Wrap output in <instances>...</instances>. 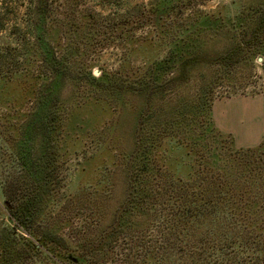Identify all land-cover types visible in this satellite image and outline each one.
I'll return each mask as SVG.
<instances>
[{
  "label": "rangeland",
  "instance_id": "rangeland-1",
  "mask_svg": "<svg viewBox=\"0 0 264 264\" xmlns=\"http://www.w3.org/2000/svg\"><path fill=\"white\" fill-rule=\"evenodd\" d=\"M3 1L0 261L9 251L4 264H52L37 244L62 240L73 256L82 241L109 238L118 264L126 256L131 264H159L202 252L224 235L220 225L231 228L233 246L212 253V264L248 255L241 245L264 235V158L246 152L264 133L259 86L230 96L217 89L207 115L210 98L196 94L202 68L193 80L178 75L187 83L178 90L168 76L153 81L147 72L172 44L162 29L179 16L177 8L143 15L155 0H75L74 7L51 0L43 41L60 59L57 76L34 54L30 0ZM260 3L208 0L199 9L222 7L230 19L236 7ZM228 39L214 41L220 47ZM142 185L155 197L140 211L134 198ZM160 241L171 247L159 249Z\"/></svg>",
  "mask_w": 264,
  "mask_h": 264
},
{
  "label": "trees",
  "instance_id": "trees-1",
  "mask_svg": "<svg viewBox=\"0 0 264 264\" xmlns=\"http://www.w3.org/2000/svg\"><path fill=\"white\" fill-rule=\"evenodd\" d=\"M50 1L30 0L32 5L31 10L28 9L30 17L28 31L35 40L34 54L38 55L52 70H55L57 76H60L61 72L58 71L60 70L58 69L60 59L53 55L50 48L43 41L46 30L45 19L53 14ZM194 1L195 7L187 10L179 7L183 5V0L176 2L175 0H168L163 4L155 0L149 6L146 5L142 8L141 13L143 15L152 13L158 16L171 8H177L176 11L179 14L170 25L162 29L163 33L172 37V44L168 47L166 56L154 64L155 68H151V71L147 72L146 75L149 76L152 73L153 81L160 78L165 79L168 76L169 86H173V89L178 90L187 84L184 83L183 85L177 82L178 75L189 74L188 79L193 80L197 76L195 73H200L196 70L202 68L201 70H204L203 73L206 74V78L199 80L201 83L198 84L197 88L199 89L196 94H200L206 99L210 98L206 105L207 115H209V106L213 94L220 90L221 93L230 96L243 93L250 86L254 88L259 86L257 88L262 95L264 120V4L240 5L236 7V12L229 19L221 14L222 7L218 11H205L199 9V4H204L208 0ZM3 2L4 5L0 9V30L5 29L6 20L8 21L7 16H9L6 1ZM71 4L74 7L76 5L75 0H71ZM159 6L163 8L162 12L160 9L157 10ZM71 9L73 10V8ZM185 13L187 15H184ZM20 34L24 36L23 33L20 32ZM227 35L229 36L228 42L226 41L223 46L217 47L218 43H215L214 39ZM7 49V46H5L4 50ZM4 53L6 55V52ZM257 59H261L258 65L254 63ZM2 60L3 56L0 53V62ZM259 68L262 72L261 75L258 74ZM261 77H263V81L259 82ZM246 152L264 158V133L261 142L256 147L247 148ZM154 197L155 195L149 186L142 185L140 192L138 194L136 192L134 201L141 200V203L136 206L140 211H143V207H141L143 201L151 200ZM261 217L264 220V209L261 212ZM220 227L224 235L221 237L217 233L219 238L210 245L203 247L202 252L195 253L194 251L192 257L181 255L173 260L167 257L162 258L159 264H212V253L219 250L224 251L233 246H230L232 241H229V238L232 237L231 228H226L223 225H220ZM28 235L26 241L33 247V245H36V241L30 233ZM106 239L101 238L97 242H93V240L82 241L76 248L77 255L73 256L67 253L69 247L62 240L50 245L45 242L36 246H39L38 248L41 249L46 261L52 264H118V258L114 257L111 251V241L109 238ZM247 242L244 241L243 243L246 244ZM187 244L188 247H192L191 243ZM159 245L161 246L159 249L171 247L169 242L160 241ZM252 245L250 248L241 245L240 250L251 251L248 255H244L242 258L239 253L229 256L222 255L215 264H264V235L262 239L252 241ZM21 253L22 250L19 254ZM220 254L222 253L220 252ZM4 256L6 257H3L0 264L7 262L9 251ZM75 261L76 263H74ZM119 263L131 264L127 256Z\"/></svg>",
  "mask_w": 264,
  "mask_h": 264
},
{
  "label": "water",
  "instance_id": "water-1",
  "mask_svg": "<svg viewBox=\"0 0 264 264\" xmlns=\"http://www.w3.org/2000/svg\"><path fill=\"white\" fill-rule=\"evenodd\" d=\"M259 61H261V59H259ZM95 74H98V72H97V71H95Z\"/></svg>",
  "mask_w": 264,
  "mask_h": 264
}]
</instances>
